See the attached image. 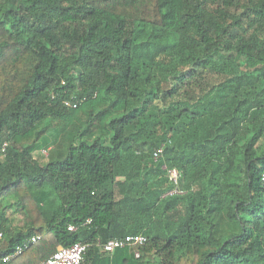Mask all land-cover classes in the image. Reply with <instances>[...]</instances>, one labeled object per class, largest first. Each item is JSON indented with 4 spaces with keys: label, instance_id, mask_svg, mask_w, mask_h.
I'll return each instance as SVG.
<instances>
[{
    "label": "trees",
    "instance_id": "1",
    "mask_svg": "<svg viewBox=\"0 0 264 264\" xmlns=\"http://www.w3.org/2000/svg\"><path fill=\"white\" fill-rule=\"evenodd\" d=\"M76 242L264 264V0H0V264Z\"/></svg>",
    "mask_w": 264,
    "mask_h": 264
},
{
    "label": "built area",
    "instance_id": "2",
    "mask_svg": "<svg viewBox=\"0 0 264 264\" xmlns=\"http://www.w3.org/2000/svg\"><path fill=\"white\" fill-rule=\"evenodd\" d=\"M66 104L68 106L77 107V102L67 100ZM164 150V146H160L154 152V158L158 159ZM168 176L170 180L176 185V188L173 192H179L178 184L180 179V171L177 168H171L168 170ZM90 220H87L86 223H89ZM68 229L70 231H75L77 227L75 225H69ZM33 240H36L33 237ZM148 241V236L144 233L137 234H128L124 237H115L104 243L101 247L103 254L112 255L115 250L119 248L131 247L134 248V254L136 257H139L140 247L146 244ZM88 249L87 243L76 242L70 246H60L57 250L52 253L49 257H47L44 261L39 264H84L85 262V253ZM24 250V246H18L10 255L5 257V260H10L19 254H21Z\"/></svg>",
    "mask_w": 264,
    "mask_h": 264
},
{
    "label": "rangeland",
    "instance_id": "3",
    "mask_svg": "<svg viewBox=\"0 0 264 264\" xmlns=\"http://www.w3.org/2000/svg\"><path fill=\"white\" fill-rule=\"evenodd\" d=\"M258 62L255 60H248L244 65L241 64L240 60L238 57H235L233 59H226L225 60V72L227 74H232V73H239L243 69H253L257 66ZM167 117L164 118L166 121ZM48 153V152H46ZM165 167V165H164ZM162 203H159L157 207H161Z\"/></svg>",
    "mask_w": 264,
    "mask_h": 264
},
{
    "label": "crops",
    "instance_id": "4",
    "mask_svg": "<svg viewBox=\"0 0 264 264\" xmlns=\"http://www.w3.org/2000/svg\"><path fill=\"white\" fill-rule=\"evenodd\" d=\"M171 192H172V191H171ZM171 192H170V193H171Z\"/></svg>",
    "mask_w": 264,
    "mask_h": 264
}]
</instances>
